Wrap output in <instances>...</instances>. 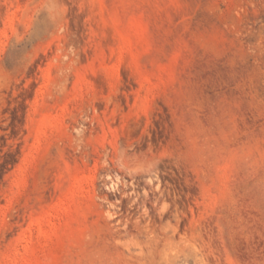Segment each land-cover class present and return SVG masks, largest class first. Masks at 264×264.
<instances>
[{"label": "rangeland", "instance_id": "374dc122", "mask_svg": "<svg viewBox=\"0 0 264 264\" xmlns=\"http://www.w3.org/2000/svg\"><path fill=\"white\" fill-rule=\"evenodd\" d=\"M0 264H264V0H0Z\"/></svg>", "mask_w": 264, "mask_h": 264}]
</instances>
